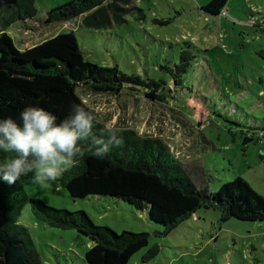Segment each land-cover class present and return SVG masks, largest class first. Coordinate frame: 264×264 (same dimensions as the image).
Here are the masks:
<instances>
[{"label": "rangeland", "instance_id": "obj_1", "mask_svg": "<svg viewBox=\"0 0 264 264\" xmlns=\"http://www.w3.org/2000/svg\"><path fill=\"white\" fill-rule=\"evenodd\" d=\"M67 1L37 0V19L6 29L14 45L24 49L72 29L86 59L159 82L163 98L158 103L130 88L113 95L80 86L79 92L107 125L165 137L197 185L216 191L239 176L264 198V0H227L218 15L200 8L209 0H133L119 25L95 29L74 20L76 26L45 25L46 11ZM184 48L193 57L175 84L172 77ZM31 175L19 179L29 197L56 208L85 210L96 224L118 233H147L148 244L127 264H264V222L223 221L219 211L201 207L162 235L163 226L152 222L146 210L112 197L74 199L59 180L41 187ZM19 220L41 264H87L88 236L36 222L28 202ZM154 245L157 254L143 262Z\"/></svg>", "mask_w": 264, "mask_h": 264}, {"label": "trees", "instance_id": "obj_2", "mask_svg": "<svg viewBox=\"0 0 264 264\" xmlns=\"http://www.w3.org/2000/svg\"><path fill=\"white\" fill-rule=\"evenodd\" d=\"M36 1L0 0V118L12 117L19 122L20 112L35 105L56 115L59 122L69 114L73 104H79L94 115L93 132L99 136L107 124L82 98L80 86L90 93L113 95L125 88L136 89L150 101H162L159 82L125 73L117 65H99L86 59L72 29L18 49L6 29L26 19H37ZM132 1L69 0L47 10L44 22L107 28L126 21ZM226 1L209 0L200 8L218 15ZM192 57L187 48L180 51L173 83H181V74L187 71ZM115 127L121 130L120 146L112 147L104 159L85 154L58 179L71 198L97 196L124 201L146 210L152 222L163 226L162 235L201 207L219 211L223 221L235 218L264 222V198L241 177L236 176L223 182L216 191H210L193 181L165 137L141 134L128 126ZM250 140L252 137L244 139ZM5 155L0 152V160ZM26 202L36 222L76 229L89 237L92 244L84 253L87 264H127L134 253L148 244L145 232L118 233L107 225L96 224L85 210L56 208L29 197L20 180L14 184L0 181V264H41L40 254L28 238V228L19 220ZM157 252V245L150 247L142 261L152 259Z\"/></svg>", "mask_w": 264, "mask_h": 264}, {"label": "clouds", "instance_id": "obj_3", "mask_svg": "<svg viewBox=\"0 0 264 264\" xmlns=\"http://www.w3.org/2000/svg\"><path fill=\"white\" fill-rule=\"evenodd\" d=\"M46 109L30 105L20 112L19 122L12 117L0 118V181L14 184L31 175L32 182L47 187L75 167L79 158L90 154L104 159L112 147L120 146L121 131L114 125L105 132H93L94 115L79 104L57 122ZM107 137L106 139L104 137ZM88 141L87 145L81 142Z\"/></svg>", "mask_w": 264, "mask_h": 264}, {"label": "crops", "instance_id": "obj_4", "mask_svg": "<svg viewBox=\"0 0 264 264\" xmlns=\"http://www.w3.org/2000/svg\"><path fill=\"white\" fill-rule=\"evenodd\" d=\"M35 20H36V19H35ZM23 23H24V22H23ZM24 24H25V23H24ZM25 26H26V24H25ZM39 26L42 27L43 25H40V23H39ZM33 42H36V41L33 40Z\"/></svg>", "mask_w": 264, "mask_h": 264}]
</instances>
